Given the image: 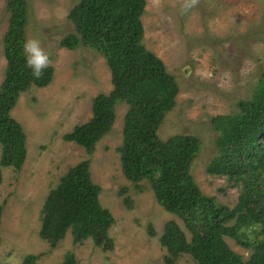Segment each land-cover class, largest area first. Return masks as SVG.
Segmentation results:
<instances>
[{"label":"rangeland","instance_id":"rangeland-1","mask_svg":"<svg viewBox=\"0 0 264 264\" xmlns=\"http://www.w3.org/2000/svg\"><path fill=\"white\" fill-rule=\"evenodd\" d=\"M81 0H26V36L40 40L54 68L52 83L33 87L21 95L13 117L26 136L27 158L20 171L1 169L0 264H22L29 254L41 255L40 264H62L73 252L77 264H166L168 255L160 238L165 225L176 221L188 239L182 220L166 212L157 202L150 183L141 189L123 172L118 148L123 142L126 104L116 109L112 131L89 156L84 148L63 138L76 126L93 118V101L113 90L106 60L90 48L68 50L61 41L75 32L69 20ZM144 45L159 57L179 86L175 107L159 129L163 141L177 135L200 139L201 150L191 173L202 192L234 208L241 186L225 177L209 175L206 168L217 155L211 119L239 113L238 103L249 100L264 73V0H146ZM9 0H0V85L7 60L5 35L11 15ZM2 147L0 146V160ZM91 159L94 183L101 187V205L114 216L109 231L112 250L104 251L92 240L73 244L71 233L53 248L40 237L41 210L50 191L69 170ZM127 193L122 194L124 188ZM128 200V202H127ZM153 229L155 236L150 234ZM231 249L245 258L249 251L226 238ZM176 264H195L184 255Z\"/></svg>","mask_w":264,"mask_h":264},{"label":"trees","instance_id":"trees-1","mask_svg":"<svg viewBox=\"0 0 264 264\" xmlns=\"http://www.w3.org/2000/svg\"><path fill=\"white\" fill-rule=\"evenodd\" d=\"M146 4V0H81L71 10L68 18L75 32L60 46L68 50L84 46L102 56L113 90L98 95L93 118L63 139L92 156L112 131L117 107L126 104L123 142L117 149L122 172L137 189L143 181L150 183L159 205L182 220L191 235L188 239L176 221L165 225L160 243L168 254L166 264H176L184 255L195 264H264V73L252 97L238 103L239 113L211 119L218 134L217 155L206 171L241 186L237 204L228 208L206 196L193 178L200 139L177 135L163 141L158 134L176 105L179 86L164 62L144 45ZM7 11L11 18L4 41L6 73L0 85V166L20 171L27 158V136L12 112L22 94L52 83L54 68L48 66L39 79L33 77L21 49L28 24L26 0H9ZM101 191L92 179L91 159L72 167L43 205L41 239L55 248L70 232L74 245L92 240L104 251L112 250L109 231L115 219L101 205ZM3 210L0 205V223ZM150 234L155 236L152 227ZM226 238L248 250L249 257L232 250ZM40 259L41 255L29 254L22 264H40ZM62 264H77L76 255L68 252Z\"/></svg>","mask_w":264,"mask_h":264},{"label":"clouds","instance_id":"clouds-1","mask_svg":"<svg viewBox=\"0 0 264 264\" xmlns=\"http://www.w3.org/2000/svg\"><path fill=\"white\" fill-rule=\"evenodd\" d=\"M194 2L195 0H190L189 3H186L184 10L191 8ZM21 49L26 67L31 69L34 78L39 79L50 64L48 53L41 46L39 39L30 36H26L22 42Z\"/></svg>","mask_w":264,"mask_h":264}]
</instances>
